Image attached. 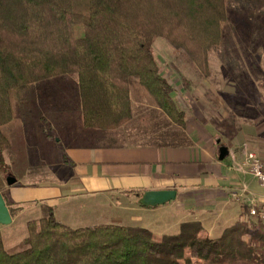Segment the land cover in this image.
I'll return each instance as SVG.
<instances>
[{"label":"trees","instance_id":"obj_1","mask_svg":"<svg viewBox=\"0 0 264 264\" xmlns=\"http://www.w3.org/2000/svg\"><path fill=\"white\" fill-rule=\"evenodd\" d=\"M229 1L0 0V168L11 148L3 131L13 118L11 97L56 77L76 78L87 129L112 132L127 125L138 86L183 127L185 113L153 44L164 40L183 51L201 77H210L209 56L225 42ZM26 228V248L13 254L0 233V264H264L262 222L247 243L245 232L237 235L234 246L208 239L197 223L157 237L119 223L71 229L50 210Z\"/></svg>","mask_w":264,"mask_h":264},{"label":"crops","instance_id":"obj_2","mask_svg":"<svg viewBox=\"0 0 264 264\" xmlns=\"http://www.w3.org/2000/svg\"><path fill=\"white\" fill-rule=\"evenodd\" d=\"M131 104V121L110 132L85 128L78 100L80 127L76 135L65 130L58 149L70 175L60 184L6 186L8 201L5 187L0 188L8 209L44 206L71 229L119 223L157 237L177 235L184 225L197 223L208 239L234 246L245 232L247 243L258 224L249 218L248 205L264 199V189L251 177L231 172L228 161L219 162L217 142L196 110L180 107L185 125L178 127L138 87ZM246 128L241 134L250 133ZM252 150L264 161L263 152ZM15 179L16 185L20 179ZM236 189L243 190L241 202L233 200ZM163 190L175 191V201L155 208L138 204L144 193Z\"/></svg>","mask_w":264,"mask_h":264},{"label":"rangeland","instance_id":"obj_3","mask_svg":"<svg viewBox=\"0 0 264 264\" xmlns=\"http://www.w3.org/2000/svg\"><path fill=\"white\" fill-rule=\"evenodd\" d=\"M227 10L225 42L209 56L210 77H201L183 51L162 39L155 41L153 51L179 106L187 112L196 110V117L208 124L214 140L220 141L218 147L225 146L241 158L243 146L264 153V0H230ZM78 100L76 78L69 76L39 82L11 97L13 118L3 131L13 147L2 154L0 168V188L5 187L6 201L8 178L20 179L12 186L19 187L60 184L62 176L70 175L58 149L62 133L67 130L76 135L80 127ZM243 126L250 133L241 134ZM240 190L232 195L234 201L235 195L239 196L236 202L242 200ZM10 211L12 221L0 225V233L5 250L13 254L26 248L27 224L48 217L49 211L31 205Z\"/></svg>","mask_w":264,"mask_h":264},{"label":"built area","instance_id":"obj_4","mask_svg":"<svg viewBox=\"0 0 264 264\" xmlns=\"http://www.w3.org/2000/svg\"><path fill=\"white\" fill-rule=\"evenodd\" d=\"M240 154L241 158H238L236 153H229V169L250 176L260 188L264 189V161L256 151L245 146L239 151V156ZM234 199L238 201L239 196L235 195ZM247 212L249 218L264 223V199L250 201Z\"/></svg>","mask_w":264,"mask_h":264},{"label":"water","instance_id":"obj_5","mask_svg":"<svg viewBox=\"0 0 264 264\" xmlns=\"http://www.w3.org/2000/svg\"><path fill=\"white\" fill-rule=\"evenodd\" d=\"M217 145H220V141H217ZM229 151L225 146L218 147V160L223 162L227 159ZM16 179L8 178L7 186L12 187L15 185ZM176 199V192L172 190L163 191H151L146 192L140 198L138 204L143 208H155L163 206L168 203L174 202ZM11 215L3 196L0 194V225L5 226L11 223Z\"/></svg>","mask_w":264,"mask_h":264}]
</instances>
